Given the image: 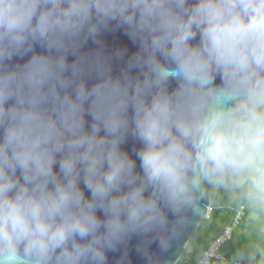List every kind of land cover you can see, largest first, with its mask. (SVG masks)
<instances>
[{
    "label": "clouds",
    "instance_id": "clouds-1",
    "mask_svg": "<svg viewBox=\"0 0 264 264\" xmlns=\"http://www.w3.org/2000/svg\"><path fill=\"white\" fill-rule=\"evenodd\" d=\"M222 187L264 211V0H0V264H171Z\"/></svg>",
    "mask_w": 264,
    "mask_h": 264
},
{
    "label": "trees",
    "instance_id": "trees-1",
    "mask_svg": "<svg viewBox=\"0 0 264 264\" xmlns=\"http://www.w3.org/2000/svg\"><path fill=\"white\" fill-rule=\"evenodd\" d=\"M207 193L211 200L208 214L189 238L175 264H196L209 244L233 223L240 206L244 204V216L233 229L231 239L222 246L221 253L232 259L238 251L248 249L257 242H264V211L254 209L240 190L209 188ZM241 263L247 264L246 261Z\"/></svg>",
    "mask_w": 264,
    "mask_h": 264
},
{
    "label": "water",
    "instance_id": "water-1",
    "mask_svg": "<svg viewBox=\"0 0 264 264\" xmlns=\"http://www.w3.org/2000/svg\"><path fill=\"white\" fill-rule=\"evenodd\" d=\"M210 205V195L206 192L204 199L198 204V209L190 212L187 221L178 228L177 234L172 240V247L169 252L171 264H175L179 260L189 238L195 233L201 221L207 216Z\"/></svg>",
    "mask_w": 264,
    "mask_h": 264
},
{
    "label": "built area",
    "instance_id": "built-area-1",
    "mask_svg": "<svg viewBox=\"0 0 264 264\" xmlns=\"http://www.w3.org/2000/svg\"><path fill=\"white\" fill-rule=\"evenodd\" d=\"M245 213V204L241 205L238 212L236 213L233 223L227 226L224 231L217 236L202 253L200 259L196 264H226L227 261L232 259L227 258L221 253L222 246L231 239L233 229L238 225ZM239 264H242L239 262Z\"/></svg>",
    "mask_w": 264,
    "mask_h": 264
}]
</instances>
